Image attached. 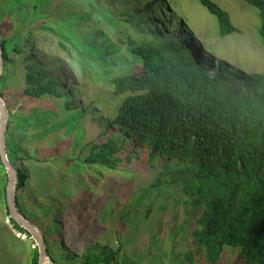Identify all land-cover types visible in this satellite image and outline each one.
<instances>
[{
  "label": "rangeland",
  "instance_id": "rangeland-1",
  "mask_svg": "<svg viewBox=\"0 0 264 264\" xmlns=\"http://www.w3.org/2000/svg\"><path fill=\"white\" fill-rule=\"evenodd\" d=\"M210 1L229 14L236 32L220 37L216 18L199 0H5L0 5L3 30L17 35L14 45L23 51L13 53L8 45L0 85L8 119L19 121L11 124L16 127L11 136L17 164L27 175L21 202L43 228L57 234L47 237L60 261L73 254L72 264H80L83 254H97L105 246L119 248L123 264H186L190 232L201 213L182 187L188 178L182 168L189 167L161 156L149 160L145 149L113 136L116 129L105 132L104 124L125 96L113 93L111 80L140 72L128 39L183 42L200 49L211 59L206 65L210 75L221 66L242 80L263 73L257 10L243 0ZM5 11L9 23L2 22ZM32 64L54 72L61 84L57 92L65 97L24 96L25 66ZM230 81L240 86L238 79ZM108 137L123 148L116 169L76 161L87 157V142ZM5 204L0 201V264H30L34 242L8 222ZM194 258L195 264H205L201 255ZM216 264L245 262L237 249L226 247Z\"/></svg>",
  "mask_w": 264,
  "mask_h": 264
},
{
  "label": "trees",
  "instance_id": "trees-1",
  "mask_svg": "<svg viewBox=\"0 0 264 264\" xmlns=\"http://www.w3.org/2000/svg\"><path fill=\"white\" fill-rule=\"evenodd\" d=\"M243 2L257 10L258 34L264 47V0ZM4 3L5 0H0L1 6ZM199 3L216 18L220 37L237 31L227 12L210 0H199ZM5 13L2 22L9 23V14ZM31 37L29 31L27 41ZM16 38L17 35L3 30L0 23L5 62L0 85L6 73L8 45L12 47L11 52L23 53L14 45ZM127 49L140 62V72L111 80L113 93L125 96L114 118L105 122V132L116 129L113 136L145 149L149 160L164 157L169 163L189 167L182 168V175L188 176L182 187L192 196V206L200 208L201 213L190 232L191 248L184 254L186 264H195V254L201 255L205 264H216L226 247L237 249L245 264H264V69L261 75L247 76L243 80L238 72L225 74L223 66L210 75L206 66L211 62L210 57L183 42L128 39ZM234 79L240 81L238 88L230 84ZM24 80L26 97H65L57 92L61 84L54 72L50 74L42 66L26 65ZM0 97H4L2 91ZM65 107L68 109L70 104L66 103ZM15 120L14 116H9L5 144L7 159L18 172L17 209L42 232L52 261L72 264L76 261L73 254L65 255L66 262L54 256L47 233L51 238L57 234L43 228L22 205L27 175L24 166L17 164L19 152L11 136L16 129L11 127ZM85 146L87 157L76 160L82 166L116 169L123 160L122 145L111 137L104 142H87ZM129 157L127 154L126 159ZM172 182L176 183L177 178ZM6 183V170L0 160V201L3 204L6 203ZM150 211L147 210L148 214ZM5 216L18 233L30 237L9 218L6 204ZM53 225L57 227L54 221ZM33 246L30 264H37L38 250L34 243ZM98 250L97 254L86 252L78 262L123 264L119 248L110 251L102 246Z\"/></svg>",
  "mask_w": 264,
  "mask_h": 264
},
{
  "label": "water",
  "instance_id": "water-1",
  "mask_svg": "<svg viewBox=\"0 0 264 264\" xmlns=\"http://www.w3.org/2000/svg\"><path fill=\"white\" fill-rule=\"evenodd\" d=\"M3 63L2 48L0 44V75L3 68ZM8 115L9 114L6 106L0 97V160L6 170L7 175L5 200L9 218H11L15 223H17L21 228L30 234V238L33 240L38 250L37 264H55L48 255L46 244L38 229L27 218L20 214L15 203V189L18 181V172L9 163L6 156L5 130L8 123Z\"/></svg>",
  "mask_w": 264,
  "mask_h": 264
}]
</instances>
